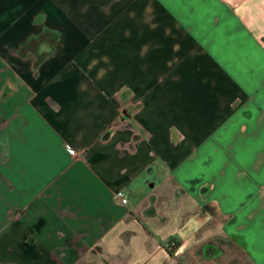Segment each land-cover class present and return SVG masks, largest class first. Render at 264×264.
I'll return each mask as SVG.
<instances>
[{"label":"crops","instance_id":"1","mask_svg":"<svg viewBox=\"0 0 264 264\" xmlns=\"http://www.w3.org/2000/svg\"><path fill=\"white\" fill-rule=\"evenodd\" d=\"M0 264H264V0H0Z\"/></svg>","mask_w":264,"mask_h":264},{"label":"built area","instance_id":"2","mask_svg":"<svg viewBox=\"0 0 264 264\" xmlns=\"http://www.w3.org/2000/svg\"><path fill=\"white\" fill-rule=\"evenodd\" d=\"M66 148L73 156L79 155V151L74 147H72L70 144H67ZM128 194H129L128 191H126L125 189H117V191L115 192V198L117 199V201L121 203H128L129 202Z\"/></svg>","mask_w":264,"mask_h":264}]
</instances>
